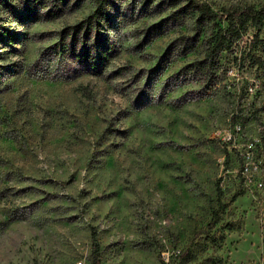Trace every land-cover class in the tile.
<instances>
[{"label":"rangeland","instance_id":"374dc122","mask_svg":"<svg viewBox=\"0 0 264 264\" xmlns=\"http://www.w3.org/2000/svg\"><path fill=\"white\" fill-rule=\"evenodd\" d=\"M31 1L0 0V264H264V25L226 43L204 82L191 66L228 22L111 0L114 50L93 77L56 44L96 0L52 20L57 0Z\"/></svg>","mask_w":264,"mask_h":264},{"label":"trees","instance_id":"16d2710c","mask_svg":"<svg viewBox=\"0 0 264 264\" xmlns=\"http://www.w3.org/2000/svg\"><path fill=\"white\" fill-rule=\"evenodd\" d=\"M69 0H57L52 11L46 14L47 20L57 18L62 13V7L68 4ZM34 5L42 4L41 0H32ZM187 2L173 12L169 20H181L184 17H195L197 25L203 22L223 23L228 22L226 30L217 27V35L212 39V47L207 51L204 60L193 64L192 74L195 78L208 82L214 78L213 71L215 62L219 54L226 50L225 45L231 44L244 35L249 26L261 27L264 25V9L255 10L251 7H245L238 11H232L227 14H218L211 11L205 4L190 2L189 0H169L171 6L177 7L181 3ZM112 4L111 0H96L95 10L84 21L72 27H66L61 32L60 41L56 44L58 50L63 56L70 58L73 62L83 67L84 73L93 77H101L111 58L113 47L108 46L105 39L102 24L109 20L108 10ZM59 5L61 7H59ZM57 12V13H56ZM33 20H38L34 17ZM169 20H167L169 22ZM165 21L160 23L159 28ZM197 27L196 35L185 43L182 55H187L196 49L202 37V29ZM157 27V28H158ZM0 37H5L12 41L9 30L0 27ZM105 41V42H104Z\"/></svg>","mask_w":264,"mask_h":264},{"label":"built area","instance_id":"2783aa9c","mask_svg":"<svg viewBox=\"0 0 264 264\" xmlns=\"http://www.w3.org/2000/svg\"><path fill=\"white\" fill-rule=\"evenodd\" d=\"M248 170V169H247ZM163 257L165 258V254L163 255ZM164 260H166V259H164Z\"/></svg>","mask_w":264,"mask_h":264}]
</instances>
